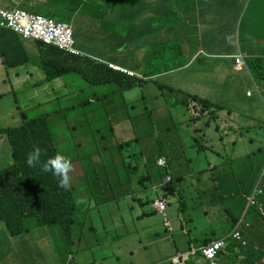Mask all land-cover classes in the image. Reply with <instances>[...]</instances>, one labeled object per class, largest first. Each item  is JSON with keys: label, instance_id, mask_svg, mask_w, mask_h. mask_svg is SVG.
Segmentation results:
<instances>
[{"label": "rangeland", "instance_id": "rangeland-1", "mask_svg": "<svg viewBox=\"0 0 264 264\" xmlns=\"http://www.w3.org/2000/svg\"><path fill=\"white\" fill-rule=\"evenodd\" d=\"M26 1L30 2V0ZM208 2L206 10L201 13L202 18L217 20L218 16H212L208 8L211 4L217 5L219 9L224 6L227 8L225 24L232 26L239 21V29L242 21V38L245 29H248L256 39L264 33V25L261 23L264 21V0H234L232 4L227 0H208ZM75 4L67 3L61 13L55 16L58 21L69 23L74 28L75 39L78 35L83 38L86 31L85 20L101 24V31L104 34L116 29L115 23L111 21L110 12L114 4L113 0H83L81 5L76 0ZM50 6H53V2H50ZM27 7L22 9L30 13L38 12L37 4ZM47 10H43L42 15L47 17L49 15ZM76 11L81 21L74 20ZM168 19L167 14H162V32L167 29ZM199 19V14L191 15V26L183 29L192 31ZM116 30L118 32V29ZM80 45L90 48L89 43ZM99 45L103 54L107 48L111 47L105 39L100 43H94L95 49ZM224 48L230 50L226 44ZM252 49L255 54L245 59L248 66L245 73L250 82L256 80L257 83H261V75L257 76V74L260 72L264 76V46L256 40ZM257 59L260 60L258 63ZM183 61L184 58L180 54L162 42L158 59L150 63L160 72H164L167 67ZM205 63L204 57L195 60V65ZM42 69V66H39V71ZM231 77L233 74L226 70L225 87L228 86ZM62 80L65 88L56 94L55 101H50L43 107H38L39 102L32 96L31 90L18 94V104L14 102L13 94L0 98V128L14 127L15 122L21 121L22 112H27L29 119L48 117L59 153L70 158L72 162L73 170L69 173L71 184L77 185L76 191H79L83 197V203L78 205L79 222L74 227L73 237L86 240L88 243L94 242L93 246H89L91 255L88 259L100 261V264H140L141 259H145L148 264H173L172 261L165 262L153 235L155 233L162 235L167 230V238L170 242L178 241L182 233L180 232L181 225L174 220L177 209L180 203L188 209L200 199H206L210 187L201 172L214 174L211 166L216 165L218 160L212 155L211 150H207L198 157L187 149L191 141L187 138L189 134L185 132V127L191 123V116L184 107L176 103L177 95L168 91L164 78L157 77L158 83L164 88L157 89L154 98L145 94V100H142V94L137 88L124 91L120 90L116 84L95 86L77 73H69ZM101 93H105L106 97H100ZM261 103L264 109V100ZM17 105L21 108H17ZM145 105L148 110L144 109ZM161 106L167 111L166 114L156 111ZM181 109L186 118L180 114ZM239 109L242 115L232 118L235 123H228V118L220 115L219 118L216 117L207 124L198 123L196 125L197 128L203 130L205 139L200 133L194 135L198 141L209 144L218 142L220 138V158L225 152H230L229 147L232 148L233 140L238 141V147L235 149L238 155L248 151L254 153L250 161L254 170L241 175L234 196L231 197L227 191L220 190V209L230 211L231 216L241 225L250 249L257 253H264V207L260 204V196L258 205L250 206V199L256 188L261 187V181L264 178V114L254 116V111L249 112L243 106ZM193 110L192 108L191 111ZM246 113H251V117L256 119L257 123L251 129L239 131L237 123L247 120ZM206 125L210 128H206ZM113 129L115 133H121L122 136L132 134L137 141L131 147L120 150L119 146L124 143L115 136ZM248 139L253 140V145L246 143ZM171 142L182 143L184 148H176L172 151L169 149ZM165 152L169 154L172 186L182 197L167 195L165 198L170 205L169 214L166 215L167 220L172 224L171 227L162 223L163 218L158 214L149 215L144 222H138L135 213L137 209H141L138 204L142 200L136 201L135 205L128 206L125 204L128 201L125 195L111 188L109 192L106 189H98L94 194L91 178L82 179L81 177L85 170L93 179H95V174L111 172V170H114V173L128 174L140 188L147 186L145 194L140 195L139 198L151 201L153 191L151 185L144 181V159L149 160L152 171L160 172L155 160ZM96 153L101 157L100 161L95 157ZM9 163V149L5 140L0 137V168ZM100 167L103 168V172L99 171ZM179 177H182L181 181H178ZM97 183L103 182L98 180ZM104 199L107 205L113 206L111 213L101 204ZM91 202L93 204L96 202L98 208L90 207ZM91 221L95 225L94 231L88 228ZM229 222L230 220L227 219L226 225H229ZM200 223L201 219L196 217L194 224ZM225 228L229 232V227ZM59 229L61 230V227L57 224L56 235L59 234ZM115 242L120 243L115 245ZM111 243L113 245L109 246ZM166 244L169 243L166 242ZM128 251H133V255L131 256ZM238 255V253L228 255L225 264H243L246 258L238 259ZM104 256L108 258L106 262L101 260Z\"/></svg>", "mask_w": 264, "mask_h": 264}, {"label": "crops", "instance_id": "crops-1", "mask_svg": "<svg viewBox=\"0 0 264 264\" xmlns=\"http://www.w3.org/2000/svg\"><path fill=\"white\" fill-rule=\"evenodd\" d=\"M21 0H0V8L10 7L13 4H19ZM53 0H30L31 6L37 4L38 10L41 11L50 8V2ZM80 5L83 0H78ZM85 1V0H84ZM90 1V0H86ZM95 1V0H91ZM114 4L111 7V21L115 23L117 30L107 33H102V25L97 22L85 20L86 31L83 37L90 38V48L83 47L79 49L94 54L100 58L99 46L95 49L94 43H100L103 39L107 42H117L124 48H140L144 53L142 56L145 66L149 68L147 77H152L160 74L161 78L165 79V84L176 92H184L187 94L197 95L210 100L211 102L224 106L223 111H218L215 117L219 118L224 115L228 118V123L233 124L235 121L232 118L242 115L239 107L247 108V111H254V116H262L264 109L262 103L255 93L251 96L246 94L251 83L247 78L245 71H237L234 67L232 58H225L226 55L236 54L238 52L246 54L248 57L254 56L253 51L254 41H260L264 46V33L262 38H254L248 29L241 34V25L238 29L239 21H236L232 26L225 24L227 20V8L211 4L208 8L212 16H218L217 20L211 18H202L201 13L206 10L209 4L208 0H113ZM223 1V0H221ZM232 4L234 0H227ZM66 4H64L65 6ZM58 12L57 14H60ZM258 13V12H257ZM56 14V15H57ZM162 14L169 16L167 29L162 32L161 18ZM199 14L200 19L192 31H186L183 28L191 26L190 16ZM56 15L53 18L56 19ZM78 11L74 13V20L81 21ZM244 17V16H243ZM264 25V21L261 22ZM227 30V31H226ZM79 36V35H78ZM226 38V40H225ZM162 42L173 51L180 50L185 57V60L174 66H169L164 72H160L157 67L151 64V61L158 59L159 49ZM230 47V50H225L224 45ZM0 98L6 97L8 94L14 95V102L19 103L18 94L26 90L32 91V96L39 102L38 107L47 105L50 101L56 100V94L65 88L63 78H57L53 81H47V74L44 69L39 71V66L44 67L52 57L53 53L48 47L37 44L31 40H25L15 32L8 30L4 31V36L0 39ZM223 56V57H218ZM67 56L63 55L60 60H64ZM199 57H204L205 64L195 65V60ZM128 69L136 71L129 64L121 60H113ZM226 70L233 74L230 78L228 86L225 87ZM137 72V71H136ZM57 87V88H54ZM134 88L142 94V99H145V94L153 96L159 87L152 82L145 80L141 84H136ZM133 88V89H134ZM100 97L105 98L106 94L101 93ZM176 103L180 104V95L176 97ZM17 108H21L17 105ZM145 109V107H144ZM158 113L166 114L167 111L163 106L156 109ZM180 114L184 117L181 109ZM247 120L237 123V127L251 128L255 127L256 119L251 117V113H246ZM200 122H206V115L202 117ZM19 122H15L17 126ZM206 128H210L206 125ZM115 130V129H114ZM185 132L188 133V139L191 141L187 149L196 156H200L207 150H211L212 155L218 160V163L211 166V171L214 174H207L202 171L201 174L207 179L210 187L205 200H199L194 206L186 209L184 204L180 203L177 209V215L174 220L179 223L180 232L178 241L170 242L167 238L168 232L161 235L155 233L154 241L159 245V252L165 261L172 259L178 254H185L198 250L210 241L220 239L227 233L226 226L229 230L233 228L236 221L231 216L230 211L220 209V190L227 191L229 196L233 197L237 183L241 180V175L251 173L254 169L249 161L253 158L254 153L248 151L242 155H238L235 149L238 147V141H232L230 152H225L220 158V138L215 143H205L197 140L194 135L200 132L201 137L205 139L203 130L196 125L187 124ZM117 138L122 142L132 140V134L122 136L121 133H115ZM222 141V140H221ZM6 142V141H5ZM246 143L253 145V140H246ZM7 145V143H6ZM210 145V147H208ZM8 147V145H7ZM176 148L183 149L184 146L179 142H171L169 149L174 151ZM9 149V147H8ZM10 153V151H9ZM168 159V152L163 153ZM149 162V160H148ZM11 170L12 161L5 166ZM147 169V177L144 179L148 183L160 184L163 180L164 173L154 172L150 168ZM93 191L98 189H106L108 192L115 189L125 195L128 201L126 205H135L139 202L141 209H137L135 218L138 222H144L149 215H161L156 212L152 205L144 207L147 200L143 198H133L134 195H144L146 187L140 188L126 175L105 172L95 174ZM82 179H88V175L82 174ZM101 180L103 183H97ZM182 177L178 178L181 181ZM79 201H83L79 191L76 193ZM178 195L175 189L174 195ZM134 201V202H133ZM167 214H169V202ZM104 208L110 213L113 210L112 205H107L106 199L101 203ZM90 207L96 208L97 203H90ZM98 208V207H97ZM164 223L165 217L161 215ZM196 217L201 219V223L194 224ZM112 218V217H111ZM167 218V215H166ZM229 218V225H226ZM170 222V221H169ZM171 224V222H170ZM172 225V224H171ZM222 226V227H220ZM57 225L38 226L35 222H27L25 229L17 235H11L6 225L0 221V264H100V261L90 260L91 255L89 246H93L94 242L88 243L86 240L73 237V242L69 244L62 236L60 229L56 235ZM172 237V235H171ZM168 242L169 244H166ZM120 242H115L118 245ZM111 243L109 246H112ZM122 254V251H120ZM132 256L133 251H128ZM239 253V251H235ZM228 257V256H227ZM227 257L221 255L218 264H225ZM107 261L104 256L101 258ZM140 264H148L145 259H141Z\"/></svg>", "mask_w": 264, "mask_h": 264}, {"label": "trees", "instance_id": "trees-1", "mask_svg": "<svg viewBox=\"0 0 264 264\" xmlns=\"http://www.w3.org/2000/svg\"><path fill=\"white\" fill-rule=\"evenodd\" d=\"M53 6L47 10L48 18H53L58 12L63 10L64 4L76 5V0H53ZM80 2L78 1V4ZM80 5V4H79ZM15 7L28 8L31 6L30 2L21 0L19 4H13ZM25 10V9H24ZM39 9L37 14H42ZM6 29L0 28V39L4 36ZM88 44L90 40L77 37V44ZM42 46H46L41 42H38ZM111 46L106 49L105 54L101 53V46L99 45L100 55L103 59L113 61L121 60L130 66H132L140 75L141 80L138 78H132L120 72L113 71L104 65H97L98 63L93 60L92 54L85 52L83 58L67 57L62 61L61 50L54 47H48L53 53L49 60V66L44 65L43 69L47 74V81H53L57 78H63L69 73H77L84 77L88 82L100 85L116 84L120 90H130L138 83L145 81V78L149 74V68L145 66L142 56L144 53L140 48H124L117 42H108ZM83 49V46L80 45ZM172 50V49H171ZM180 54L184 60V54L180 50L174 51ZM5 58V56L0 52ZM65 54V53H64ZM63 54V55H64ZM176 64H173L174 66ZM159 87L161 85L156 80ZM184 104H187L189 100L197 102L202 105L203 109H210L216 107V111H222L224 107L222 105L212 104L211 102L197 96H191L185 94ZM20 109V108H19ZM0 136L5 138V141L9 147L10 154L15 158L17 165L8 170V167L0 168V221L4 222L9 233L11 235H17L23 231L21 222L17 223V217L20 213L27 209H30L34 214L32 220L36 222L38 226H49L58 224L61 227V234L70 244L73 242V231L76 227L79 211V198L77 197L76 187L71 184V189L66 191L58 186V180L51 173H44L40 167L30 168L26 164L27 153L30 152L35 146L46 151V155L42 157L54 156L59 153L51 128L49 119L46 116H41L39 119H29L27 112L21 113V121L17 126L12 128H0ZM126 142L119 146L120 150L129 148L135 143ZM103 172V168L100 169ZM85 174L88 172L85 170ZM173 182V181H172ZM175 188L172 183L168 185V194L174 195ZM150 201V200H149ZM151 203L146 202L145 205L149 206ZM263 200H261V205ZM97 208V207H96ZM90 231H94L95 225L90 222L88 227ZM97 240V239H94ZM204 244H207L206 242ZM241 254L237 258L245 257L246 260L243 264H264V253H257L250 249V245L247 247H241ZM230 253H234V249L229 250ZM228 254L221 255L227 257ZM192 264V263H191Z\"/></svg>", "mask_w": 264, "mask_h": 264}, {"label": "clouds", "instance_id": "clouds-1", "mask_svg": "<svg viewBox=\"0 0 264 264\" xmlns=\"http://www.w3.org/2000/svg\"><path fill=\"white\" fill-rule=\"evenodd\" d=\"M0 9H19V10H22V11H26V10L21 9L19 7H15L13 5L10 6V7H3V8H0ZM26 12H28V11H26ZM28 13L29 14H34V15H40V16H43L45 18H48V17H46V16H44L42 14L30 13V12H28ZM50 19H55V18H50ZM55 20H57V19H55ZM3 29H5V28H3ZM6 30H10V29H6ZM72 30H73L72 49L75 52H70V51H67L65 49H62L58 45H56L54 43H46V42H43V41H36V40H32V39H26V38H23V37L22 38L25 39V40H31V41H33V42H35L37 44H38V42H41L44 45H47V47H51L52 46L54 48H58L59 50H61L62 52L65 53V54L62 53L65 56L70 55L72 57L83 58L85 56V51L79 49L80 45L77 44V39L74 38L75 31H74L73 27H72ZM11 31H13V30H11ZM16 34H18V33H16ZM85 38H88V37H83V39H85ZM88 40H90V38H88ZM92 56H93V60L98 63L97 65L107 66L109 69H111L113 71L120 72V73L125 74V75H127L129 77L138 78L139 80H141L140 75L134 70L128 69V68H126V67H124V66H122V65H120L118 63H115V62L100 58V57H98V56H96L94 54H92ZM218 57H223V56H218ZM224 57L233 59L235 70H237V71H247L248 70V66L246 64L245 59H248L250 57H248L246 54L238 52L236 54L226 55ZM259 61H260L259 59L256 60L257 63ZM110 65L118 67L119 69H114ZM260 75H261V79H262L261 83H257L256 80H252L250 82L251 86L247 90L246 94L248 96H251L253 93H255L257 96H259L260 101H263L264 100V98H263L264 76H263L262 73L259 72L257 74V76H260ZM157 77H160V74H157V75L152 76V77H146L145 80H147L149 82H152V83H155L157 85V83H156ZM90 84L95 85V86H104V85H100V84H93V83H90ZM138 84H141V83H138ZM166 87H167V89H168V91L170 93H176L177 96L180 95V104L179 105L184 107L186 109V111L189 113V115L191 116L190 125H197L204 115H206V122H204V124H207L212 119L216 118L215 115L218 112V111H216V107H212L210 109H203L201 104H199L197 102H193L191 100H189L187 102V104H184V101H185V96L184 95L187 94V93H184V92H181V91L176 92V90L170 88L167 85H166ZM163 88H164V86H162V85H161V87H159V89H163ZM132 89H130V90H132ZM187 95L197 96V95H192V94H187ZM150 97L154 98L156 96L153 95V96H150ZM197 97H200V96H197ZM201 98H203V97H201ZM203 99L211 102L210 100H208L206 98H203ZM142 100H145V99H142ZM211 103L214 104V106H216L215 103H213V102H211ZM144 107H145V110H148L147 105H145ZM197 107H200V108H197ZM192 108L194 109L193 112L191 111ZM200 123H203V122H200ZM251 128H242L239 131H242V130H245V129H251ZM113 132L115 134V130L114 129H113ZM197 133H200V132H197ZM0 137H2V136H0ZM2 138L5 140L4 137H2ZM134 140H137V139L133 138L132 140L127 141V142H132ZM250 140H252V139H250ZM123 143H126V142H123ZM45 155H46V151L44 149L40 148L39 146H35L30 152L27 153V156H26V164H27V166L30 167V168L40 167L41 170L44 173H51L54 177L57 178L58 186L60 188L64 189V190H66V191H69L71 189V179H70L69 173L73 170V165H72V162H71L70 158H68L67 156H65V155H63L61 153H57L54 156L47 157L46 159L42 160V157L45 156ZM95 157L97 158L98 161H100L101 157L97 153L95 154ZM10 158H11V161H12L11 169H13L17 165V162H16L15 158L11 154H10ZM163 158L166 160V166L160 164V161ZM250 161H249V164H250ZM155 162H156L157 167L160 169V172L162 171L164 173L163 180H162V182L160 184H152V183L146 182L147 184L151 185V189L153 191V200L149 201L147 199V201L151 203L150 205L153 206V208L156 210L157 213H159V214H161V215H163L165 217L164 223H168V226L171 227V224H170L169 220H167V218H166V214H167V210H168V203H167V200L165 199L166 196L169 195L168 194V185L171 184L172 181H173V179L171 178V175H170V166H169L170 163L168 162V159L165 156H163L162 154L155 160ZM146 168H150V163L148 162V159H144L143 175L145 176V178L147 177V169ZM100 169H101V167L99 168V171H100ZM111 173H114V170H111ZM118 174L126 175L127 177H129L137 185V183L128 174H125V173H118ZM88 176L92 180V177L90 175H88ZM167 177H170V180L165 182V179ZM93 184H94V181H93ZM144 187H146V190H147V186H144ZM141 189L142 188H140V190ZM93 192L95 194V191H93ZM134 196H137L135 198L140 199L139 195L136 194ZM250 197H249V199H250ZM258 197L260 198V200H263L262 206L264 207V178L261 181V187H257L256 188L254 195L250 199V206H257L258 205ZM157 200H163V201L166 202V209L164 210V212H160L154 207V204H155V202ZM77 203H83V201L82 200L81 201H77ZM91 203H93V202H91ZM260 204H261V202H260ZM33 214L34 213L31 212L30 209H27V210H25L24 212H22V213H20L18 215L17 223L19 221L21 222L23 230L25 229V224L27 222H35L34 220H32V217H30ZM227 219H229V218H227ZM54 225H57V224H54ZM238 233H240V235H241V240L236 237V235ZM214 244H222V247L219 250L216 258L213 261H211V260H208L207 258H205L203 252H204V250H206L207 248H209L211 245H214ZM247 245H248V241L246 239L245 233H243V231L241 229V225L237 221H235V223L233 225V228L231 230H229V232H227L220 239L210 241L209 243L205 244L200 249H198V250L195 249L193 252H187L185 254H178L177 256H175L172 259L167 260V261H172L173 264H177V263H175L173 261V259L178 257L181 262H184V264H191V263L192 264H213V263L214 264H218V260H219L220 255H223V254L230 255V254H232V253L229 252L230 249H234V253H236L235 251H239V253H240L241 252L240 246L241 247H247Z\"/></svg>", "mask_w": 264, "mask_h": 264}, {"label": "built area", "instance_id": "built-area-1", "mask_svg": "<svg viewBox=\"0 0 264 264\" xmlns=\"http://www.w3.org/2000/svg\"><path fill=\"white\" fill-rule=\"evenodd\" d=\"M0 27L13 30L23 38L54 43L62 49L75 52L72 49L73 30L68 23L45 18L40 15L29 14L28 12L19 9H0ZM110 66L114 69H119L118 67ZM160 164L166 166V160L163 158L160 161ZM169 180L170 177H167L165 182ZM154 207L158 211L164 212L166 209V202L163 200H157ZM166 224L168 225V223ZM236 237L241 240L240 233H238ZM221 247L222 244L211 245L203 252L205 258L213 261ZM173 261L177 264H184V262H181L178 257L174 258Z\"/></svg>", "mask_w": 264, "mask_h": 264}]
</instances>
